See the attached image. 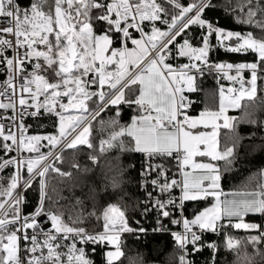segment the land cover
Masks as SVG:
<instances>
[{
  "label": "snow or ice",
  "instance_id": "1",
  "mask_svg": "<svg viewBox=\"0 0 264 264\" xmlns=\"http://www.w3.org/2000/svg\"><path fill=\"white\" fill-rule=\"evenodd\" d=\"M213 11L240 30L221 26L208 15ZM217 50L254 59L217 62L210 58ZM178 57L189 62L174 66ZM205 72L230 86L220 85L217 108L193 115L188 94L199 90ZM0 77V264H96L90 245L101 247V264H120L123 235L149 231L125 201L127 153L143 157L144 198L132 211L155 213L151 231L172 236L180 254L169 264H196L193 257L205 249L212 253L205 264H219L221 245L206 234L223 237L233 253L225 264H264V169L230 193L223 188L246 138L239 125L264 129L242 105L259 92L264 106V0H0ZM122 105L132 111L127 122ZM242 107L240 117L227 114ZM109 109L115 114L102 119ZM45 114L56 131L29 134L26 121ZM82 149L92 167L75 155L62 167L65 151ZM97 166L104 190L119 200L97 211L89 187L92 210L85 212L75 189L83 192L80 177ZM88 218L100 230H89ZM129 264L158 262L138 255Z\"/></svg>",
  "mask_w": 264,
  "mask_h": 264
},
{
  "label": "trees",
  "instance_id": "2",
  "mask_svg": "<svg viewBox=\"0 0 264 264\" xmlns=\"http://www.w3.org/2000/svg\"><path fill=\"white\" fill-rule=\"evenodd\" d=\"M187 2V0H185ZM222 2V0H221ZM208 15L219 22V24L230 30H240L239 25L235 24L230 16H226L223 11H213L208 13ZM138 35V34H137ZM195 43V41H194ZM212 60L220 62L222 60L228 62H243L251 61L254 59L252 55H240L233 53H226L223 50H217L210 57ZM187 57H178L175 60L170 61L173 64H178L180 62L186 61ZM2 78V77H0ZM228 81L223 79H218L215 73H208L202 77H198L197 87L198 91L195 93H190L193 97L194 104L191 110V114H196L199 110L204 108H216L218 106V90L221 83H226ZM230 83V82H228ZM261 94L258 92L256 101H242L243 104H249V111L254 112V118L260 121H264V106L261 105ZM122 109V122H127L132 111L126 106H121ZM236 117H240L244 113V108L234 110ZM115 114V109H109L106 113L102 114V119L108 120ZM27 123L31 124L32 127L29 129V134L38 133H53L56 129L53 127L52 120L48 118L47 114L40 117L29 118ZM97 126L94 125L93 135L97 136L96 131ZM228 130H223L221 132L222 138ZM238 132L241 136L246 137L241 141V145L238 149V157L234 164V170L226 173V179L223 181L224 190H236L241 185H243L250 178H255L256 174L264 169V148L261 147L264 144V129L257 127L256 125L250 124H240L238 127ZM252 133H256L254 137L251 136ZM102 135V134H101ZM251 137V138H249ZM2 155V153H0ZM65 164L62 167L67 168L68 159L75 155L79 163L87 164L92 167L91 162L87 158V150L82 149L79 152H74L73 150H67L64 152ZM116 155L115 152L109 153V157ZM108 159V157L101 158V164ZM121 163L127 167V173L125 176V186L124 192L127 194L125 196V201L129 204V215L133 220H140L139 212H133L132 206L136 201L140 200V188H139V168H140V154L127 153L121 157ZM223 166V161L219 162ZM135 165V167H131ZM11 171V169H9ZM86 187L83 192L78 187L75 189V195L79 196L85 202V212L92 210V201L88 200L84 193L87 192L89 187H94L97 192L96 196V208L99 211L101 206L106 205L108 202H116L119 200V194L114 193L109 187L105 191V179L101 172V168L97 166L93 171L86 176L80 177ZM57 180L54 179L53 183ZM64 195H69L68 191H64ZM28 199L30 205L35 203V194L29 193ZM203 206V205H201ZM189 210H191L192 205H188ZM26 211H31V207L27 208ZM250 220L261 221L259 216H251ZM142 224V222H141ZM86 227L89 229H95L100 227V222L96 221L94 218H88L86 221ZM133 226H136L133 224ZM233 235L243 237L247 233L243 231H232ZM205 239L208 241H217L221 245V251L217 254V260L219 264H225V260L231 261L233 259V253L227 251L223 247V237L217 236L215 234H206ZM124 257L121 258L120 264H129V258H136L138 255L142 256L144 260L151 262L157 261L158 264H169L170 257L178 256L179 249L174 246V241L171 235L167 233L148 231L147 234L139 235V238L133 235H128L124 241L123 249ZM251 251V248H249ZM159 253V254H157ZM211 251L205 249L202 253H196L193 259H195L196 264H205L207 260L211 258ZM173 264L175 262L173 261Z\"/></svg>",
  "mask_w": 264,
  "mask_h": 264
},
{
  "label": "built area",
  "instance_id": "3",
  "mask_svg": "<svg viewBox=\"0 0 264 264\" xmlns=\"http://www.w3.org/2000/svg\"><path fill=\"white\" fill-rule=\"evenodd\" d=\"M188 62H189V60H186V61L180 62V63H178L176 66H179V65H182V64H184V63H188ZM220 62H225V60H222V61H220ZM226 62H228V61H226ZM232 63H237V62H232ZM189 96H190V95H189ZM190 97H191V96H190ZM191 98L193 99V97H191ZM142 160H143V157H142V155L140 154V163L142 162ZM139 172H140V168H139ZM141 182H142V181H141L140 176H139L140 200H142V199L144 198V191H143V189L140 187V183H141ZM140 221L142 222V226H143V227H145V228H147V229H149V230L151 231V229L154 228V227L156 226V217H155V213H150L147 217H142V216L140 215ZM252 221H254V220H252ZM256 222H258V221H256ZM165 223H167V221H165ZM100 227H101V225H100ZM100 227L95 228V229H89V230H92V231H98V230H100ZM133 227H135V226H133ZM169 227H171L173 230H181V226L169 225ZM128 235L136 236V235H134V234L125 233V234L123 235V237H122V240L125 241V239H126V237H127ZM139 235H141V234H139ZM136 237H137V236H136ZM92 247H96V249H97L96 253L92 256V258L96 261V264H101V262H102V249H101V247L98 246V245H97V246H91V245H90V246L87 247V250L90 252ZM109 247H111V246H109ZM179 254H180V253H179Z\"/></svg>",
  "mask_w": 264,
  "mask_h": 264
},
{
  "label": "crops",
  "instance_id": "4",
  "mask_svg": "<svg viewBox=\"0 0 264 264\" xmlns=\"http://www.w3.org/2000/svg\"><path fill=\"white\" fill-rule=\"evenodd\" d=\"M187 60H188V58H187ZM173 65L176 66L177 64H173ZM221 85H224L225 87H228V86H230V83H228V82H226V83H221ZM218 103H219V99H218ZM217 107H218V106H217ZM217 107H216V108H217ZM210 109H215V108H210ZM202 110H204V109L199 110V112L202 111ZM234 110H237V109H229V111H228L227 114H228L229 116H235V113H233ZM199 112H197L196 114H193V115H198ZM232 191H234V190H225V192H228V193H230V192H232Z\"/></svg>",
  "mask_w": 264,
  "mask_h": 264
},
{
  "label": "rangeland",
  "instance_id": "5",
  "mask_svg": "<svg viewBox=\"0 0 264 264\" xmlns=\"http://www.w3.org/2000/svg\"><path fill=\"white\" fill-rule=\"evenodd\" d=\"M38 134H48V133H38Z\"/></svg>",
  "mask_w": 264,
  "mask_h": 264
}]
</instances>
